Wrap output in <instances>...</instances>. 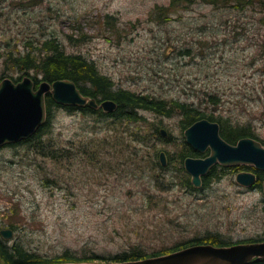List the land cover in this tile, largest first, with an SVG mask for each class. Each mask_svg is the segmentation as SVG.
Here are the masks:
<instances>
[{
    "label": "rangeland",
    "instance_id": "374dc122",
    "mask_svg": "<svg viewBox=\"0 0 264 264\" xmlns=\"http://www.w3.org/2000/svg\"><path fill=\"white\" fill-rule=\"evenodd\" d=\"M170 1L0 0V80L41 78L34 69L20 71L14 58L56 37L67 52L94 61L114 90L193 102L233 127H251L264 143V3L239 8L200 0L165 21L153 10ZM139 118L151 140L132 143L131 151L115 146L109 118L63 107L53 109L38 150L31 143L0 147V230H14L7 244L54 261L67 251L78 257L169 252L210 234L264 240L262 185L236 181L252 166L216 164L210 185L190 188L181 161L189 146L182 115L140 110ZM53 146L61 158H52Z\"/></svg>",
    "mask_w": 264,
    "mask_h": 264
},
{
    "label": "trees",
    "instance_id": "16d2710c",
    "mask_svg": "<svg viewBox=\"0 0 264 264\" xmlns=\"http://www.w3.org/2000/svg\"><path fill=\"white\" fill-rule=\"evenodd\" d=\"M200 0H171L167 6H156L154 12L158 14H163L164 20H171V11L176 10L181 5L196 3ZM209 2L215 5H227L231 4L233 7L244 8L248 4L254 3L256 0H201ZM264 3V0H262ZM36 4V3H35ZM81 37H86L85 35ZM73 37H71V40ZM85 42V41H84ZM31 45H34L32 43ZM27 47V50L23 54H18L14 58L16 67L20 71H25L26 74L30 73V70L34 69L38 75L42 77L39 78L37 75L32 76L35 87L38 88L41 81L54 82L58 79H70L73 80L77 86L80 88L81 92L86 96H91L96 98L99 102L106 99H113L118 103V109L115 112L108 113L104 112L101 108L93 109L90 106L78 107V106H63L56 103L51 93L46 95V104H47V113L48 120L45 125L38 129V131L30 138L22 140L21 143H31L35 149L38 150L39 146L42 145V139L44 137L45 130L52 125L53 118V109L55 107H63L68 110L70 113L82 112L84 114H90L98 118H109V125L111 130L115 133V142L120 149L126 146L127 151H131L132 143H143L149 144L151 140V130H144L142 124L139 122L142 121L139 118L140 110H151L159 115L170 116L173 113L179 111L182 115V126L184 129L188 128L194 122L207 118L211 121L219 122L222 126L221 135L222 137L230 143H237L240 138L243 137H252L257 139V136L252 131L249 126H238L233 127L229 125L226 121H223L221 116L217 117L214 112L209 113L206 110H203L200 106L194 105L193 102L187 103L179 100H171L170 102L167 99H162L155 97L150 94H141L133 92L127 89H117L114 90V83L112 79L101 73L96 66L95 62L83 56L81 53H69L66 51L65 47L60 43L56 37H49L43 41H39L34 46ZM24 77V76H23ZM4 78V77H3ZM2 78V79H3ZM22 77L14 79L15 81L21 80ZM211 100H214V97L209 95ZM217 102V101H216ZM102 111H101V110ZM158 131V128H156ZM146 132L145 135L143 134ZM122 132V134H121ZM159 134V133H158ZM126 135V137H125ZM149 137V138H148ZM108 140L106 139L105 142ZM109 142V141H108ZM262 142V141H261ZM263 143V142H262ZM15 145V144H13ZM264 145V143H263ZM117 149V148H115ZM43 153L45 146L42 147ZM50 155L54 159L61 158L63 156L60 153V150H57L56 147H51L49 149ZM158 150H156L157 154ZM133 157L130 159L136 168L137 166V153H129ZM200 156L201 154L195 151L192 147H187V152H184L181 156V161L184 163V160L187 156ZM124 156V155H122ZM140 164V162H139ZM250 169L254 170L250 167ZM256 171V170H255ZM259 181L258 186H261L264 180V172L257 171ZM215 175L214 170L208 173L206 176H203V185L208 186L213 181ZM188 187L193 188L191 180L189 177L186 179ZM160 189L164 186L158 185ZM162 187V188H161ZM15 227V226H13ZM16 229V227H15ZM0 235V256L1 259L5 260L8 263L12 264H43L51 262H89L94 259L100 260H112V261H126V260H136L142 259L149 256H156L165 254L168 252H159L146 253L141 250H133L132 252H123L122 254L114 255L112 257H104L99 254H92L90 256L78 257L69 251L65 252L62 255L54 257V261H47L48 259L30 252L25 248L19 247L16 244L9 246L4 238ZM259 241V240H258ZM242 242H252V241H237L229 242L223 240L218 234H210L203 237H197L193 240H190L181 246H177L171 251H175L190 245L202 244V243H211L218 246L231 245L234 243ZM169 251V252H171ZM246 264H264V259L252 260Z\"/></svg>",
    "mask_w": 264,
    "mask_h": 264
},
{
    "label": "water",
    "instance_id": "95a60500",
    "mask_svg": "<svg viewBox=\"0 0 264 264\" xmlns=\"http://www.w3.org/2000/svg\"><path fill=\"white\" fill-rule=\"evenodd\" d=\"M30 75L14 81L5 77L0 81V147L17 144L32 137L48 120L46 95L51 93L56 103L63 106H90L101 108L112 113L118 109V103L113 99L99 102L96 98L84 95L77 84L70 79H58L54 82L41 81L38 88ZM220 124L207 118L200 119L185 129L186 142L200 153L210 149L206 157L188 156L184 167L191 175L195 188L203 185L212 167L221 164L225 167L253 166L264 171V145L252 137L240 138L236 144L225 140L221 135ZM166 137V129H160ZM160 162L167 165L165 151L159 154ZM258 177L252 171H241L236 175V181L246 187L257 183ZM264 192V182L262 184ZM14 230L4 228L0 235L9 240ZM264 259V240L234 243L218 246L211 243L190 245L169 253L149 256L142 259L126 261H103L99 264H246L252 260ZM89 263V262H88ZM95 263V262H93ZM0 264H12L2 261ZM43 264H87V262H51Z\"/></svg>",
    "mask_w": 264,
    "mask_h": 264
},
{
    "label": "flooded vegetation",
    "instance_id": "af4514ba",
    "mask_svg": "<svg viewBox=\"0 0 264 264\" xmlns=\"http://www.w3.org/2000/svg\"><path fill=\"white\" fill-rule=\"evenodd\" d=\"M232 144H236V143H232ZM209 150H210V149H209ZM199 153H200V152H199ZM209 154H210V153H209ZM209 154H208V155H209ZM208 155H207V156H208ZM187 157H188V156H187ZM187 157H186V158H187ZM186 158H185V159H186ZM220 165H221V164H220ZM224 167H225V166H224ZM234 167H237V166H234ZM252 168H253L254 170H256V171H254V173H256V175H257V177H258L257 171H259V170H257V169H256L255 167H253V166H252ZM260 172H264V171H260ZM258 181H259V178H258V180H257V183H258ZM263 182H264V180H263ZM262 184H263V183H262ZM262 188H263V187H262ZM260 241H262V240H260ZM2 261L6 262V261L3 260V259H2ZM6 263H8V262H6Z\"/></svg>",
    "mask_w": 264,
    "mask_h": 264
},
{
    "label": "bare ground",
    "instance_id": "6f19581e",
    "mask_svg": "<svg viewBox=\"0 0 264 264\" xmlns=\"http://www.w3.org/2000/svg\"><path fill=\"white\" fill-rule=\"evenodd\" d=\"M101 110V109H100ZM102 111V110H101ZM188 144V143H187ZM189 145V144H188ZM191 147V145H189ZM87 264H99V263H87Z\"/></svg>",
    "mask_w": 264,
    "mask_h": 264
}]
</instances>
